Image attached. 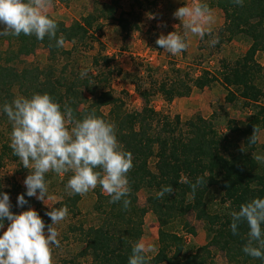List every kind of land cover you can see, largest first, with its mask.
<instances>
[{
	"label": "trees",
	"instance_id": "obj_1",
	"mask_svg": "<svg viewBox=\"0 0 264 264\" xmlns=\"http://www.w3.org/2000/svg\"><path fill=\"white\" fill-rule=\"evenodd\" d=\"M213 2L224 15L219 34L227 40L243 36L250 41L243 56L222 66L221 83L227 90L225 100L232 102L239 97L244 104L253 106V113L241 125L228 124L230 134L227 135H220L211 120L200 116L181 122L178 115H160L149 105V93L145 91L140 93L144 101L140 110L125 111L121 100L109 91L99 92L92 103L82 108L81 103L87 100L82 93L89 88L87 79L77 76L71 79L62 73L55 75L52 66L18 69L14 65V60L32 54L40 46L47 49L51 60L70 54V50L56 47L55 40L49 41L47 36L42 41L34 35L5 36L10 45L0 51V106L16 97L47 93L61 105V110L65 105L71 107L77 119L95 111L98 117L113 123L122 149L132 155L133 167L128 173L129 206L125 208L122 201L110 203L108 194L96 188L93 209L101 217L100 223L78 228L84 244L79 254L89 256L90 264H128L132 246L142 236L147 212V207L138 204L137 194L141 189L148 190L146 203L159 223V248L154 256L148 257V264H214L211 247L221 250L230 264H264L242 251L247 242V223H240L235 235L230 229L232 211H238L241 204L254 198H264V163L254 158L257 142H249L255 128L257 132L264 131V92L255 82L259 78L264 80V61L259 64L255 58L257 53H264V0H244L243 6L233 4L232 0ZM107 9L111 16L107 4L101 5L100 14ZM95 18L91 13L69 25L54 19L58 24L57 37L62 36L65 43H82ZM215 80L203 70L189 85H183L178 79L169 85L162 82L155 90L170 100L175 95L187 96L192 86L198 89L211 86ZM103 106L110 107L107 114L100 111ZM1 116L8 121L2 112ZM261 146L264 148V143ZM151 158H154L153 169L149 167ZM197 177H203L205 183L193 194L190 185ZM166 185H172L173 193L157 198L156 193ZM0 186L5 191L1 182ZM17 187L22 190L20 185ZM211 188L221 195L220 209L213 212L208 210L206 202ZM77 199L75 194V198L67 200L75 206ZM188 212L204 223L208 242L183 257L182 238L163 228ZM183 226L194 233L184 219Z\"/></svg>",
	"mask_w": 264,
	"mask_h": 264
},
{
	"label": "rangeland",
	"instance_id": "obj_2",
	"mask_svg": "<svg viewBox=\"0 0 264 264\" xmlns=\"http://www.w3.org/2000/svg\"><path fill=\"white\" fill-rule=\"evenodd\" d=\"M200 2L207 3L213 15V23L207 26L203 39L191 32L185 33L181 21L173 15L185 3L194 6ZM103 4L110 6L111 16L108 15V9L100 14ZM91 13L96 18L92 20L86 40L82 43H64L63 47L70 50V54L51 60L47 49L40 46L32 54L22 55L14 60L15 67L45 69L52 66L55 68V75L62 73L71 79L76 76L87 79L89 88L82 92L87 100L81 103L82 108L92 103L99 92L109 91L113 97L121 100L125 111L140 110L144 105L140 93L145 91L149 93V105L160 115H178L181 122L200 116L211 120L220 135L230 134L228 124L232 125L233 122L241 125L253 113V106L244 104L239 97L232 102L225 100L227 90L221 83L222 66L243 56L250 41L243 36L227 40L226 36L219 34L224 15L213 0H53L52 7L48 9L51 18L67 25L76 20L81 21L82 17ZM173 31L185 36L188 45L185 51L177 55L167 53L155 43L161 34L167 35ZM213 39L218 40L214 46L211 44ZM9 45L5 36H0V51L6 50ZM255 58L262 64L264 53H257ZM203 70L216 78L211 86L202 89L192 86L187 96L175 95L170 100L155 90L162 82L169 85L178 79L183 81V85H189ZM255 82L264 92V80L259 78ZM109 109V106H103L100 111L107 114ZM3 117L0 112V182L10 196V210L19 214L29 207L34 208L47 226L51 223L50 218L45 215L51 210L49 207L66 205L68 215L55 226L60 234V246L52 247V264H90L89 256L79 254L84 244L80 240L78 228L100 223L101 217L93 207L96 200L95 189L101 187L98 185L83 195L78 194L75 206H72L67 199L75 198V194H70V190L65 187L72 173L56 174L50 171L45 176L49 197L46 203L49 207L35 197L27 196L25 199L28 203L17 207V196L25 190L23 181L30 170L13 154L10 148L11 123ZM66 126L70 129L72 125ZM256 142L253 154H264L261 146L264 143L263 129L258 130ZM153 165L154 158H151L149 167L153 169ZM101 191L107 195L102 189ZM147 196V189H141L137 194L138 204L147 207L139 241L152 246L154 251L147 253L148 257H152L159 248V223L147 206ZM220 197L217 189H210L206 197L209 211L220 209ZM183 219L189 223L194 233H189L188 228L183 226ZM163 229L182 238L183 257L208 242L204 223L193 212L168 222ZM210 250L214 264H230L221 250L214 247Z\"/></svg>",
	"mask_w": 264,
	"mask_h": 264
},
{
	"label": "clouds",
	"instance_id": "obj_3",
	"mask_svg": "<svg viewBox=\"0 0 264 264\" xmlns=\"http://www.w3.org/2000/svg\"><path fill=\"white\" fill-rule=\"evenodd\" d=\"M243 6L244 0H232ZM53 0H0V36H35L37 40H55L62 47L64 38L57 37L58 24L48 14ZM181 21L185 33L191 32L201 39L207 26L213 23L212 11L207 3L179 7L173 14ZM156 45L171 55H177L188 47L185 36L176 31L161 34ZM218 43L213 39L211 44ZM0 112L11 123L10 148L30 173L23 184L25 192L17 196V207L28 203L27 197H35L46 203L48 187L46 174L54 172L72 175L65 185L70 194L83 195L98 185L110 197V203L123 202L127 208L130 200L128 173L133 167L132 155L122 149L117 139L115 125L98 117L95 111L82 119L73 115L71 107L61 105L47 93H34L30 97H16L11 103L0 106ZM71 124L69 129L66 125ZM257 129L250 138L256 142ZM255 160L264 163V154L255 155ZM100 169V170H97ZM197 177L190 186L195 190L204 184ZM174 191L166 185L156 193L163 198ZM10 196L0 186V264H52V247H59V232L55 227L68 215L67 206L49 207L47 226L34 208L19 214L11 211ZM230 229L235 235L238 226L246 222L247 242L242 247L245 255L264 261V198H254L241 204L238 211L230 213ZM7 228L5 230V222ZM46 229V231H45ZM154 251L151 245L137 241L131 250L128 264H148L147 253Z\"/></svg>",
	"mask_w": 264,
	"mask_h": 264
}]
</instances>
